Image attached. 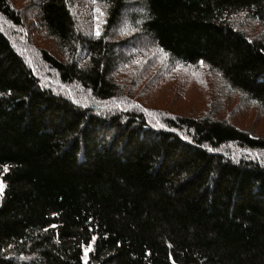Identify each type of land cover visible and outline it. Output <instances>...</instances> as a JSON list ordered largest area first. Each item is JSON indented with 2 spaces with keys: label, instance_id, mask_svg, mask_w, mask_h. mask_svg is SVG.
<instances>
[{
  "label": "trees",
  "instance_id": "1",
  "mask_svg": "<svg viewBox=\"0 0 264 264\" xmlns=\"http://www.w3.org/2000/svg\"><path fill=\"white\" fill-rule=\"evenodd\" d=\"M74 1H32L64 55L36 51L62 91L0 28V264H264V138L213 116H156L112 75L141 41L203 61L264 113V0H95L99 36ZM123 19L132 32L117 43ZM0 20L22 26L8 0Z\"/></svg>",
  "mask_w": 264,
  "mask_h": 264
},
{
  "label": "rangeland",
  "instance_id": "2",
  "mask_svg": "<svg viewBox=\"0 0 264 264\" xmlns=\"http://www.w3.org/2000/svg\"><path fill=\"white\" fill-rule=\"evenodd\" d=\"M20 12L22 26L12 28L1 23L0 28L10 37L14 47L40 75L45 87L60 91L56 74L40 60L37 49L44 48L58 58H64L55 42L43 31L36 17L33 0H8ZM101 5L93 0H75L73 12L76 21L86 35L96 36L104 23V13L99 15L95 9ZM131 9H129L130 11ZM98 17V18H97ZM123 19L114 32V41L125 42L132 29ZM236 25L249 32H257L259 26L243 18H235ZM129 42V43H128ZM132 47L125 48L126 57L136 54L129 62L120 63L112 71L114 81L125 100L138 103L156 116L166 112L190 114L194 116H213L232 123L254 137L264 138V113L236 90L229 88L219 74L204 64L182 65L170 61L165 54L143 42L127 41ZM139 45L134 48V45ZM132 48V49H130ZM37 56V57H36ZM85 53L78 52L76 61L83 62ZM33 63V61H32ZM74 88V87H73ZM77 88V87H75ZM62 91V90H61ZM128 103V102H127Z\"/></svg>",
  "mask_w": 264,
  "mask_h": 264
},
{
  "label": "snow or ice",
  "instance_id": "3",
  "mask_svg": "<svg viewBox=\"0 0 264 264\" xmlns=\"http://www.w3.org/2000/svg\"><path fill=\"white\" fill-rule=\"evenodd\" d=\"M93 2H95V0H93ZM95 11L99 14V15H103V13L100 11L99 8L95 9ZM98 18V17H97ZM96 35L99 36L100 35V32H99V29L97 28V31H96ZM161 52H163V49L160 50ZM199 63L201 64V66L203 65V61H199ZM6 170V169H5ZM3 188H4V185L2 182H0V194L3 193ZM52 227H55L54 225ZM96 239L95 236L92 237V240L94 241ZM91 249V243L88 244V247L85 248V253H87L89 250Z\"/></svg>",
  "mask_w": 264,
  "mask_h": 264
},
{
  "label": "bare ground",
  "instance_id": "4",
  "mask_svg": "<svg viewBox=\"0 0 264 264\" xmlns=\"http://www.w3.org/2000/svg\"><path fill=\"white\" fill-rule=\"evenodd\" d=\"M21 55V54H20ZM115 109H116V107H115ZM109 110V109H108ZM104 111V110H103ZM97 112V111H96Z\"/></svg>",
  "mask_w": 264,
  "mask_h": 264
}]
</instances>
